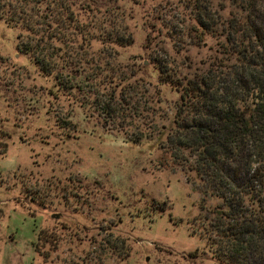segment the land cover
I'll return each mask as SVG.
<instances>
[{"label":"rangeland","instance_id":"rangeland-1","mask_svg":"<svg viewBox=\"0 0 264 264\" xmlns=\"http://www.w3.org/2000/svg\"><path fill=\"white\" fill-rule=\"evenodd\" d=\"M55 1L0 0V7H24L34 21L33 30L0 21V150H7L0 156V264H219L209 241L193 234L196 218L207 214L194 175L160 148L162 137L141 144L125 137L169 129L181 94L161 82L158 62L170 61L186 80L215 67L226 57V26L241 0H59L91 32L59 53L64 65L68 50L83 60L77 69L86 77L75 82H84L88 96L58 98L54 77L22 50L46 31ZM200 22L209 35H201ZM101 32L120 41L105 42ZM112 70L122 87L103 81ZM123 95L154 119L153 128L145 131L141 118L111 124L94 110L96 101Z\"/></svg>","mask_w":264,"mask_h":264},{"label":"trees","instance_id":"trees-1","mask_svg":"<svg viewBox=\"0 0 264 264\" xmlns=\"http://www.w3.org/2000/svg\"><path fill=\"white\" fill-rule=\"evenodd\" d=\"M240 4V12L226 26V57L215 67L186 80L170 61L158 62L161 82L181 94L169 129L164 127L154 138L151 134L125 138L141 144L162 137L160 148L194 175L191 180L203 195L201 208L207 214L196 218L193 234L209 241L217 263L264 264V0H241ZM28 14L24 7L12 9L10 2L0 7V21L13 29L33 30L34 21ZM44 21L46 31L34 33L37 43L22 50L43 74L54 77L58 85L52 95L58 98L60 92H78L87 97L84 82H75L79 75L86 77L77 69L83 60L70 50L69 63L61 64L60 59L67 54L66 41L79 35L89 40L91 24L78 25L72 8L59 0L47 7ZM200 24L204 27L201 35H209L204 22ZM96 37L110 44L120 41L115 32ZM97 65L103 67L100 61ZM63 71L69 72L67 77ZM115 75L112 70L103 81L122 87ZM99 86L92 84L98 97ZM158 96L155 92L153 104ZM121 97L120 101L115 96L96 101L94 110L111 124L141 118L145 131L153 128L154 119L149 121L139 112L138 102ZM0 156H7L6 148ZM214 199L220 203L209 206ZM191 256L196 258L199 251Z\"/></svg>","mask_w":264,"mask_h":264},{"label":"water","instance_id":"water-1","mask_svg":"<svg viewBox=\"0 0 264 264\" xmlns=\"http://www.w3.org/2000/svg\"><path fill=\"white\" fill-rule=\"evenodd\" d=\"M53 217H54V218H59V217H60V215H54Z\"/></svg>","mask_w":264,"mask_h":264}]
</instances>
